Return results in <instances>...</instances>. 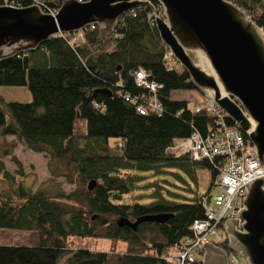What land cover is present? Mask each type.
<instances>
[{
    "label": "trees",
    "instance_id": "1",
    "mask_svg": "<svg viewBox=\"0 0 264 264\" xmlns=\"http://www.w3.org/2000/svg\"><path fill=\"white\" fill-rule=\"evenodd\" d=\"M60 1L0 0V5L37 3L54 13ZM229 1L249 12L264 39V0ZM133 12L120 16L116 36L105 42L97 40L96 27H89L0 61V87L39 93L29 105L0 97V229L28 231L36 238L34 245H0V264H178L175 254L193 239L191 226L205 214L201 198L217 186L225 158L195 160L188 153L176 156L169 148L174 140L193 134L205 137L216 120L190 108L189 100L172 98L173 91L194 89L161 46L149 9L140 6ZM138 69L158 86L155 92L136 85ZM67 96L73 97L69 103ZM153 99L160 109L137 112ZM225 123L232 124L228 119ZM17 144L46 160L49 176L35 189L34 177L30 187L24 186L29 174L12 155ZM201 170L208 186L198 193ZM61 182L72 189L64 190ZM128 195L145 201L123 202ZM151 215L167 218L137 222L135 229L118 225L120 219L133 223ZM72 237L120 240L127 247L69 249ZM216 245L229 253L226 239ZM199 262L197 253L192 261L183 260Z\"/></svg>",
    "mask_w": 264,
    "mask_h": 264
},
{
    "label": "water",
    "instance_id": "2",
    "mask_svg": "<svg viewBox=\"0 0 264 264\" xmlns=\"http://www.w3.org/2000/svg\"><path fill=\"white\" fill-rule=\"evenodd\" d=\"M140 6L149 9L161 46L193 89L237 126L264 167V39L249 12L229 0H61L54 13L37 3L0 5V61L89 27H96L97 40L105 42L114 36L120 16ZM93 185L89 182L88 189ZM238 216V226L232 219L223 223L229 251L245 264H264V177L246 184ZM166 218L120 219L118 225L135 229L137 222ZM199 264H229L228 253L206 241Z\"/></svg>",
    "mask_w": 264,
    "mask_h": 264
},
{
    "label": "built area",
    "instance_id": "3",
    "mask_svg": "<svg viewBox=\"0 0 264 264\" xmlns=\"http://www.w3.org/2000/svg\"><path fill=\"white\" fill-rule=\"evenodd\" d=\"M130 13L134 15L133 10ZM164 58H166L165 55ZM135 74L136 85L149 88L153 92L158 89L155 83H148V74L144 73L143 69H138ZM150 107L161 108L160 104L153 99L149 106L140 105L136 110L140 114H145ZM194 110L197 112L204 111L212 115L216 120V127L214 129L209 128L207 135L203 138L193 134L189 138L174 140L169 151L176 156L188 153L195 160L220 155L225 158V165L217 178V186L220 187L221 192L213 197L205 195L201 198L205 211L204 218L193 222L191 226L193 239L186 240L185 246L180 248L177 258L178 264H183L185 258L192 261L195 253L202 254L206 235L217 237L215 240H208L211 242L224 240V221L232 219L237 222V226L240 224L238 211L246 184L264 177V167L258 162L248 140L243 137L236 125L225 123L226 118L223 112L212 100L202 97L201 102L194 106ZM228 262L229 264H245L243 259L233 252L228 253Z\"/></svg>",
    "mask_w": 264,
    "mask_h": 264
},
{
    "label": "rangeland",
    "instance_id": "4",
    "mask_svg": "<svg viewBox=\"0 0 264 264\" xmlns=\"http://www.w3.org/2000/svg\"><path fill=\"white\" fill-rule=\"evenodd\" d=\"M175 62V61H174ZM33 89H29L27 87H0V97L6 103L20 104V105H29L37 100V96L39 93L33 92ZM54 90L48 92L49 94H53ZM70 90L65 91L69 93ZM35 93V94H34ZM50 96V95H49ZM172 98L178 100H189L188 106L193 108L198 102H201L202 96H200L195 90L189 91H173L171 93ZM67 96L66 103L72 101L73 97ZM13 140L11 137H7V141ZM12 155L15 156L18 161H20L23 171L26 174H29L25 177L24 186L30 187L29 183H31L33 177L34 180L31 183V187L35 189L38 184L48 178L49 173L46 168V160L42 155L35 154L25 149L20 144H17L16 147L12 151ZM5 164L9 169H13V165L5 160ZM30 178V179H29ZM199 178V186L198 193H202L207 189L208 186V178L207 173L204 170L198 171ZM29 179V181H27ZM171 179V178H170ZM61 181V179H60ZM29 182V183H28ZM61 187L68 191L72 189L73 186H69L61 182ZM221 192L220 187L214 186L211 189V197L218 195ZM137 191L134 192V194ZM144 202L145 199L138 198L136 196L132 197L131 195L125 196L123 202ZM217 237L213 235H206L204 238V242L208 240H215ZM36 243V238L34 233L28 231H18V230H10V229H0V245H11V244H20V245H34ZM67 247L69 249H89L96 251H124L127 247L124 241L120 240H111L106 238H93V237H72L67 241ZM172 257L171 253L166 255V258L169 259ZM179 257L178 253L175 254V259ZM201 257V256H200Z\"/></svg>",
    "mask_w": 264,
    "mask_h": 264
},
{
    "label": "crops",
    "instance_id": "5",
    "mask_svg": "<svg viewBox=\"0 0 264 264\" xmlns=\"http://www.w3.org/2000/svg\"><path fill=\"white\" fill-rule=\"evenodd\" d=\"M174 99V98H173Z\"/></svg>",
    "mask_w": 264,
    "mask_h": 264
}]
</instances>
